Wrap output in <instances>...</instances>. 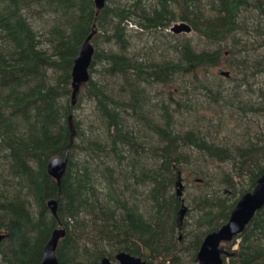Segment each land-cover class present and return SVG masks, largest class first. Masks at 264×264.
Listing matches in <instances>:
<instances>
[{"label":"trees","instance_id":"obj_1","mask_svg":"<svg viewBox=\"0 0 264 264\" xmlns=\"http://www.w3.org/2000/svg\"><path fill=\"white\" fill-rule=\"evenodd\" d=\"M95 12L92 0H0V264L38 262L59 226L58 264L117 250L195 264L203 234L264 172V131H250L247 114L264 111V0H105ZM178 21L194 35L164 31ZM91 30L88 78L71 103L72 58ZM214 68L232 74L229 87ZM179 77L176 97L145 86ZM83 103L92 117L75 113ZM66 148L56 182L45 165ZM192 149L227 166L206 172ZM186 170L211 188L176 195ZM225 245L227 264H264V203Z\"/></svg>","mask_w":264,"mask_h":264},{"label":"water","instance_id":"obj_2","mask_svg":"<svg viewBox=\"0 0 264 264\" xmlns=\"http://www.w3.org/2000/svg\"><path fill=\"white\" fill-rule=\"evenodd\" d=\"M105 0H92L93 6L97 11L104 5ZM172 33H188L191 31L190 25L184 21L173 23L169 27ZM93 33L91 30L85 35L79 44L71 63L70 68V102H74L75 94L79 86L87 80L88 71L87 66L90 62L93 46L90 42V37ZM221 75H228L227 69L221 68L218 70ZM67 162V148L64 150L62 156L55 155L50 157L45 165L46 172L58 182L60 176L65 170ZM175 194L180 196L182 192L181 177L177 174L174 182ZM264 203V172L260 173L249 190L243 191L235 200L231 207L227 218L216 229L207 231L203 234L198 248L195 252V260L197 264H221L222 247L219 246L221 241L229 240L234 234L239 232L247 221L252 216L253 212ZM45 204L52 214L56 211V199L48 197ZM185 210V204L181 201L179 207V217L182 216ZM65 232L63 226L54 227L51 229L49 237L42 246V254L38 262L23 264H58L54 254V248L57 240ZM4 232L0 231V239L4 236ZM114 257L119 264H144V260L138 256L128 253L124 250L115 252ZM100 264H111L106 255L99 258Z\"/></svg>","mask_w":264,"mask_h":264},{"label":"rangeland","instance_id":"obj_3","mask_svg":"<svg viewBox=\"0 0 264 264\" xmlns=\"http://www.w3.org/2000/svg\"><path fill=\"white\" fill-rule=\"evenodd\" d=\"M132 26H133V24H131V23L128 24V27H132ZM130 29H135V28H130ZM164 31H167V28ZM182 35L183 36H191V35H194V33L191 30L190 32L183 33ZM131 42L133 43V41H131ZM140 43H141V41L138 43L137 46H139ZM135 44H137V41H135ZM156 58H158V57L156 56ZM214 69H216L218 71V68H214ZM231 75H228L227 77H222V81L223 82L221 84L229 87L232 84V82H233V79H231ZM212 76L215 79H217V76H214V75H212ZM258 78H259L260 81H264V74L259 75ZM181 79H183V78L179 77V78H175L174 80H171L170 82H165V81L164 82H159V83L155 84L154 87L155 88H160V91L163 92L161 94L164 97L167 96L166 92L169 89H171L172 90V95L174 97H176L178 95V91H177V87L178 86L177 85L181 82L180 81ZM261 84H262V86H264V82H261ZM142 86L144 87V84H142ZM145 86H147V85H145ZM147 88H149L150 91H152V88L150 86L149 87L147 86ZM252 98H254V95L252 96ZM204 111H205L204 113L207 116H209L211 114L209 110H204ZM75 113H77L80 117H84V118L92 117L91 107L88 106L86 103H83V106L80 109H76ZM247 114L251 117L250 120L248 118L250 131H254L258 127H261L262 131H264V111H256V112L252 111V112H248ZM176 118L177 117L175 116V119ZM178 119L182 120L181 118H178ZM226 121H227V125L229 124V126H231V127L232 126L234 127V125L236 124L234 119H232V118L231 119H227ZM219 135L226 136L227 135V130L224 129L222 131H219ZM231 135H232V129H230V131H229V136H231ZM191 155H192L191 160L195 159L197 162H203V163H204V161L206 162V164L204 165V168H203L206 172H213L214 170H217L218 166H223V167L227 166V162H225V161H216V160H214L212 158H209V157L202 158L201 155L195 149L191 150ZM243 181L244 180H242V182ZM181 182H182V196L185 195L186 197L189 196V194H192L193 192H196L198 190V188H202L205 191H208L211 188L209 186V181H208V183L204 182L203 176L194 175L189 170L185 171L184 176L181 175ZM222 188H225V187H222ZM226 190L227 189H224V192ZM225 193H227V192H225ZM184 203L186 205V200L184 201ZM190 212H192V210ZM189 214L190 215L188 216V220L190 219V216L193 215L191 213H189ZM197 228H200V227H197ZM225 246L226 245H225V242H224V244H223V248L224 249H226ZM234 246H235V243L229 248H232ZM189 248L190 247H188V249ZM183 255H185L186 257L188 256V258H191L190 257L191 256V251L190 250H185V251H183ZM228 260H229L228 255H225L223 257L222 261H221V264H227ZM185 263L189 264V259L185 258ZM192 263L193 262L191 261L190 264H192Z\"/></svg>","mask_w":264,"mask_h":264},{"label":"flooded vegetation","instance_id":"obj_4","mask_svg":"<svg viewBox=\"0 0 264 264\" xmlns=\"http://www.w3.org/2000/svg\"><path fill=\"white\" fill-rule=\"evenodd\" d=\"M168 31V30H167ZM169 32V31H168ZM159 82H162V81H160V80H156V79H153V80H151V81H148L147 82V86L149 87H151L152 88V91L151 92H153V94H154V92L155 91H157V90H160V88H155L154 86H155V84H157V83H159ZM186 210V209H185ZM185 210H184V212H185ZM184 212H183V214H184ZM182 214V215H183ZM183 217V216H182ZM5 234V233H4ZM4 237V236H3ZM2 237V238H3ZM224 242L225 241H221L220 243H219V246H221L222 247V251L224 250V248H223V244H224ZM118 251V250H117ZM116 252V251H115ZM115 252L113 253V255L110 257V256H107L108 258H109V261L111 262V264H119L118 263V261H117V259L114 257V254H115ZM222 254H223V252H221L220 253V256H221V258H222ZM221 261H222V259H221ZM99 264H100V261H99ZM195 264H196V261H195Z\"/></svg>","mask_w":264,"mask_h":264}]
</instances>
